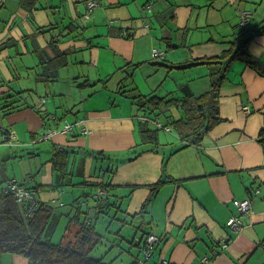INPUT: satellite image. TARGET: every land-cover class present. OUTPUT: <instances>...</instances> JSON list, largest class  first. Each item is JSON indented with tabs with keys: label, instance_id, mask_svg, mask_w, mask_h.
<instances>
[{
	"label": "crops",
	"instance_id": "1",
	"mask_svg": "<svg viewBox=\"0 0 264 264\" xmlns=\"http://www.w3.org/2000/svg\"><path fill=\"white\" fill-rule=\"evenodd\" d=\"M87 1L35 0L28 12L19 0H0V95L30 91L33 99L27 102L54 116L44 122L29 108L6 117L0 111V128L17 136L13 146L0 147L1 184L16 180L35 191L39 202L54 204L63 212L57 230L67 226L78 208L97 209L101 191L92 184L111 163L116 171L109 195L115 203L112 210L118 212L105 218L117 227L104 228L102 215L93 225L104 246L114 245L113 264H264V152L258 142L264 131V75L234 62L221 89L223 122L200 147L187 146L171 156L180 140L164 136L163 151L145 152L126 163L124 153L141 141L144 112L119 93L122 84L147 97H182L187 84L196 95L206 92L210 68L199 61L220 55L237 41L245 10L262 30L264 0H95L98 7L89 22L83 17ZM154 49L165 56L154 58ZM59 52L66 55L67 65L58 69L54 82L40 80L41 56L53 58ZM251 54L264 68V45ZM177 63H186L187 71H171L170 65ZM169 79L179 83V90L163 94L161 87ZM87 80L91 86H83ZM181 116L180 108L172 106L161 118L167 122ZM70 123L74 131L60 133ZM49 129L56 135L41 141L40 133ZM53 145L69 150L62 177L54 171ZM41 151L48 154L45 162ZM91 152L105 156L96 158ZM162 178L167 182L153 196L152 186ZM251 196L253 212L243 218V229L233 233L227 222L236 214L234 201ZM141 213V219L130 221ZM151 233L161 240L143 262V246ZM121 236V243L112 242ZM1 264L29 260L4 255Z\"/></svg>",
	"mask_w": 264,
	"mask_h": 264
},
{
	"label": "trees",
	"instance_id": "2",
	"mask_svg": "<svg viewBox=\"0 0 264 264\" xmlns=\"http://www.w3.org/2000/svg\"><path fill=\"white\" fill-rule=\"evenodd\" d=\"M19 1L25 11L30 12L34 8L35 0L30 2L29 0ZM97 7L98 4L94 10L90 11L87 3L86 12L83 16L87 22L91 20L90 18H92ZM2 9L3 5L0 3V11ZM244 13L250 15L246 25L242 26L241 22ZM251 17L252 13L250 11L245 10L241 13L237 41L230 43L229 47L220 55L213 58H206L202 61L198 60L199 63L207 64L210 68V86L206 92L196 95L187 84L181 88L184 94L182 97H176L174 93H171L167 97H161L159 95L147 97L141 95L136 88L127 90L129 84L127 86L124 84L120 86L119 93L131 99L133 104L138 107V111L144 112V116H141L143 119L139 123L141 141L132 150L124 153L123 162L134 161L145 152H156L161 149L163 151L166 145L161 143V137L159 135L161 129L166 133H174V137L180 140V144L175 146L176 149L171 151L173 152L171 154L172 156L175 152L187 146L200 147L205 137L217 125L223 122L220 113L221 89L227 80L233 63L237 61L244 62L259 75H264V68L248 51L251 40L256 35H264V27L262 30H259L258 25L253 24ZM54 25L52 24L51 26ZM42 30L45 31V29ZM42 34L45 33L42 32ZM121 36L130 37L131 35L122 33ZM63 56L61 53L53 58L41 56L39 66L41 67V71L38 78L46 82H54L57 79L58 69L67 65V57L65 54ZM161 56H165V53ZM161 56L153 57L160 59ZM185 65L186 63H177L170 65V68L183 69ZM82 84L83 86H91L89 80ZM32 99L33 96L30 91L2 94L0 95V111L3 117H6L11 113L29 108L39 114L44 122L48 121V119H54V116L50 115L48 111L42 110L41 107L27 102L28 100L32 101ZM42 102L45 105L47 102L46 98ZM172 106L180 108L182 112L181 118L173 120L168 117L166 124H162L159 121V117L164 115L166 110ZM246 112H250V109ZM72 131H74V128ZM45 132L40 133V140H51L52 137L42 139ZM68 133L70 132H66L65 134ZM12 134L13 132L9 128H0V147L14 145L17 136L13 139ZM258 142L264 152V131L261 132ZM53 152L54 171L57 172V177H62L68 170L69 150L68 148L53 145ZM88 154L90 156H96V158L100 156V159L105 156L104 152H91ZM115 171L116 168L110 163L109 170L102 171L100 177L101 179L103 178L102 181L98 178L97 183L92 184V186L98 187L105 194L97 198V209L102 210L97 212L94 219H91L89 217V211L86 210L83 212V209L78 208V214L70 216L64 234L58 242L53 241V236L57 227L56 223L63 216V212L58 211L54 204L39 202L35 193L36 207L29 213V203L19 202L13 195L6 192L5 185L9 180L13 179H8L4 185L0 182V264L2 263L4 255L23 256L29 260V264H113L115 262L113 256L116 254L114 245H109L112 248L110 251H100L103 245V239L95 230L93 221H97L101 215L109 217V211L115 206V203H111V195H109L112 188L111 181ZM166 182L167 179L162 178L157 184L152 186L153 196ZM24 188L26 187L24 186ZM151 200L149 199L148 203ZM151 234H148L146 239ZM121 238L123 237L121 236L119 239L114 237L112 242L116 243L115 241H117L120 243ZM148 260L145 258L143 248V262Z\"/></svg>",
	"mask_w": 264,
	"mask_h": 264
},
{
	"label": "built area",
	"instance_id": "3",
	"mask_svg": "<svg viewBox=\"0 0 264 264\" xmlns=\"http://www.w3.org/2000/svg\"><path fill=\"white\" fill-rule=\"evenodd\" d=\"M98 3H96L95 0H88V7L89 10L92 11L94 10V8L97 6ZM249 15L248 13H244L243 15V19L241 22L242 26H245L248 19H249ZM162 53H160V51L154 49L153 50V56L157 57V56H161ZM245 111H249V107H245L244 108ZM74 125H66L65 130L61 133H66L69 132L71 130H73ZM57 131H46L44 133V136L42 137V139L44 140L45 138H51L54 135H56ZM82 133H86L88 134L89 132L83 128L82 129ZM12 138L15 139L16 135L15 133L12 134ZM5 189L6 192L13 195L19 202H23V203H29L30 207H29V213L31 211L34 210V208L36 207V202H35V191H32L30 189L24 188V186L20 185L16 180H9L7 182V184L5 185ZM259 194V191L254 193ZM101 195H105L102 192H100L98 194V197H100ZM234 205L236 207V214L233 215L227 222V227L233 232V233H237L239 231H241L244 227V220L243 218L248 217L252 214L253 212V196L244 199V200H235L234 201ZM160 238L155 235V234H151L148 236V238L146 239V243L144 244V253H145V258L146 259H150L157 244L159 243ZM221 246L223 247V249H226L228 247V242L227 240H224L221 243Z\"/></svg>",
	"mask_w": 264,
	"mask_h": 264
},
{
	"label": "rangeland",
	"instance_id": "4",
	"mask_svg": "<svg viewBox=\"0 0 264 264\" xmlns=\"http://www.w3.org/2000/svg\"><path fill=\"white\" fill-rule=\"evenodd\" d=\"M257 5L256 6H258L259 5V3H256ZM256 8V7H255ZM252 12H254L253 10H251ZM253 15V14H252ZM170 68V67H169ZM169 68H167V67H165V68H163L165 71H169ZM172 70L171 71H173V68H171ZM191 70H193V69H191ZM174 71H178V72H181V73H184V72H186L187 70L185 69V68H183V69H175ZM140 73H141V75H142V72L140 71ZM142 77H143V75H142ZM163 78H165V76H163ZM162 78V79H163ZM145 85H146V87L147 86H149L148 85V83L146 82V80H145ZM179 83L178 84H176L175 83V81L173 80V79H169V80H167V81H165V83H164V85L161 87V90H162V93L164 94V92L166 91V90H172V91H178L179 90ZM143 88H144V85H143ZM150 90V93H152V90L151 89H149ZM179 95H180V93H179ZM162 116V115H161ZM161 116L159 117V118H161ZM152 117H153V115H152ZM151 118V117H150ZM160 121L163 123V124H166V117H162L161 119H160ZM153 127V126H152ZM151 128V127H150ZM89 134V133H88ZM159 135H160V137H164V136H167V137H173V136H175V134L174 133H171V132H169V133H166L163 129H161L160 131H159ZM42 144H44V143H41V144H39V145H42ZM41 155H43V161H41V162H45L46 161V158H47V156H48V154L47 153H45V151H41ZM11 166V165H10ZM20 178H22L21 176H20ZM22 180V179H21ZM147 204H149V203H147ZM145 208H147V206H145ZM113 209V208H112ZM110 210L109 211V214L108 215H110L109 217L110 218H114V217H116L117 216V210H115V211H113V210ZM124 211H125V209H123ZM144 210V209H143ZM142 213H141V215H138V216H130L129 217V219H130V221H133L134 219H135V217H138V218H142ZM110 218H105V216H104V218L102 217V219H101V221H106L105 222V227L104 228H107V230L108 231H111V230H115V228L117 227V226H115L116 225V222H113ZM126 219H127V216H126ZM65 227H66V224H62V225H60V227H58V229L55 231V234H54V236H53V241L54 242H57V241H59L60 239H61V237H62V235H63V233H64V230H65ZM121 243V242H120ZM105 244H107V243H105ZM143 248H144V246H143ZM110 250H112V248H111V246H104V245H102L101 246V248H100V251L101 252H105V251H110ZM130 251H132L131 250V248H130Z\"/></svg>",
	"mask_w": 264,
	"mask_h": 264
},
{
	"label": "clouds",
	"instance_id": "5",
	"mask_svg": "<svg viewBox=\"0 0 264 264\" xmlns=\"http://www.w3.org/2000/svg\"><path fill=\"white\" fill-rule=\"evenodd\" d=\"M260 45H264V36L258 37L255 41L249 44L248 51L252 53L254 49Z\"/></svg>",
	"mask_w": 264,
	"mask_h": 264
},
{
	"label": "water",
	"instance_id": "6",
	"mask_svg": "<svg viewBox=\"0 0 264 264\" xmlns=\"http://www.w3.org/2000/svg\"><path fill=\"white\" fill-rule=\"evenodd\" d=\"M102 210V209H101ZM100 210V211H101ZM100 211H98L96 208H92L91 210H90V212H89V217L91 218V219H94L95 217H96V214H97V212H100ZM102 216H104V215H102Z\"/></svg>",
	"mask_w": 264,
	"mask_h": 264
}]
</instances>
